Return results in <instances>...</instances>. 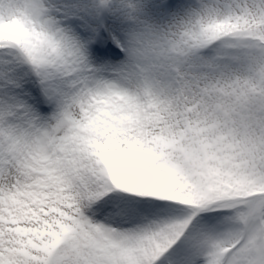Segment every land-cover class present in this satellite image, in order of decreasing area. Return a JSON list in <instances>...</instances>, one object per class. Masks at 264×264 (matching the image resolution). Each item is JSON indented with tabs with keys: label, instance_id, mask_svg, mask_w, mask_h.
Here are the masks:
<instances>
[{
	"label": "snow or ice",
	"instance_id": "1",
	"mask_svg": "<svg viewBox=\"0 0 264 264\" xmlns=\"http://www.w3.org/2000/svg\"><path fill=\"white\" fill-rule=\"evenodd\" d=\"M0 264H264V0H0Z\"/></svg>",
	"mask_w": 264,
	"mask_h": 264
}]
</instances>
